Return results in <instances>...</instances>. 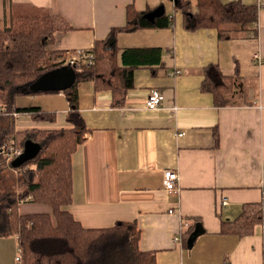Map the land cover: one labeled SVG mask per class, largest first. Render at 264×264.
Returning <instances> with one entry per match:
<instances>
[{"label":"crops","instance_id":"obj_1","mask_svg":"<svg viewBox=\"0 0 264 264\" xmlns=\"http://www.w3.org/2000/svg\"><path fill=\"white\" fill-rule=\"evenodd\" d=\"M240 1L258 7L257 35L220 38L214 27L188 30L175 0H0V23L14 14L64 18L71 27L57 31L48 45L67 57L124 26L130 4L149 18L165 13L173 20L169 27L117 34L120 50L162 49L161 64L135 68L124 105L114 106L111 91H96L90 81L79 84L89 130L72 153L73 201L67 207L90 228L136 220L139 248L155 251L157 264H264V222L243 237L220 232L221 220L238 216L244 203L264 206V63L253 60L264 54V0ZM210 63L239 77L235 105H216L202 88ZM152 90L163 95L156 109L146 106ZM37 95L19 106L56 111L55 121L17 115L18 129L71 126L63 92ZM166 168L179 171V191L165 190ZM222 198L228 203L221 205ZM20 210L50 208L23 202Z\"/></svg>","mask_w":264,"mask_h":264},{"label":"trees","instance_id":"obj_2","mask_svg":"<svg viewBox=\"0 0 264 264\" xmlns=\"http://www.w3.org/2000/svg\"><path fill=\"white\" fill-rule=\"evenodd\" d=\"M188 30L205 27L218 29L220 38L257 35L258 7L240 0H175ZM173 20L165 13L149 19L146 11L133 4L127 8L124 26L112 27L104 39H97L83 49L74 63L66 51L49 49L57 31L71 26L56 15H10L0 23V237L18 239V264H157L153 250H141V230L136 220H120L105 228L84 226L67 207L73 201L72 153L86 137L88 127L80 109L79 84L93 83L96 91H111L113 105L125 104L127 91L134 85V71L139 66L162 63L160 47H129L120 50L117 34L149 27H169ZM93 55L90 63L88 55ZM70 64L76 81L63 92L68 100L66 128L21 130L17 115L27 114L37 121H55L56 111L40 106H18L17 99L34 95L30 85L44 72ZM202 88L213 93L215 104L235 105L238 101V76L225 75L216 63L203 69ZM41 145L40 152L21 166H14L13 150L23 149L26 140ZM23 171L15 179L4 170ZM9 171V170H8ZM14 177V176H13ZM13 181V182H12ZM35 202L49 206L50 211L22 212L21 203ZM264 222L262 202H246L233 219H222V234L239 237L254 233ZM231 264V263H228Z\"/></svg>","mask_w":264,"mask_h":264},{"label":"water","instance_id":"obj_3","mask_svg":"<svg viewBox=\"0 0 264 264\" xmlns=\"http://www.w3.org/2000/svg\"><path fill=\"white\" fill-rule=\"evenodd\" d=\"M75 81L76 73L74 67L66 64L44 72L31 83L30 88L34 91H63L72 86ZM41 148L38 142L31 139L26 140L23 151L14 158L12 164L16 167L21 166L26 161L34 158Z\"/></svg>","mask_w":264,"mask_h":264},{"label":"built area","instance_id":"obj_4","mask_svg":"<svg viewBox=\"0 0 264 264\" xmlns=\"http://www.w3.org/2000/svg\"><path fill=\"white\" fill-rule=\"evenodd\" d=\"M260 6L264 7V1L261 2ZM75 55L69 57V61L70 63H74L76 61V59H78L79 56H82L83 54V49H76L75 50ZM93 55L89 54L88 55V60L90 61V63L93 61ZM253 60H255V62L262 64L264 63V54L262 53H255L253 55ZM162 99H163V95L157 91V90H152L149 94L148 97L146 99V106L149 109H156L158 108L161 104H162ZM184 133H180L179 135H183ZM23 151V149H16L13 150V153L11 155V157H16L17 155H19L21 152ZM163 184H164V188L167 192H177L179 191V185H180V174L179 171L175 168H166L163 171ZM263 193H264V189H263ZM228 203V199L226 198H222L220 204L221 205H225ZM185 226H188L189 223H184ZM182 236V235H181ZM180 235H178L177 237H175V240L180 241L182 239ZM17 260H20L19 255H17Z\"/></svg>","mask_w":264,"mask_h":264},{"label":"rangeland","instance_id":"obj_5","mask_svg":"<svg viewBox=\"0 0 264 264\" xmlns=\"http://www.w3.org/2000/svg\"><path fill=\"white\" fill-rule=\"evenodd\" d=\"M33 15L44 16L46 14H33ZM47 15H50V14H47ZM47 47L49 49H51L49 45ZM56 92H58V91H56ZM39 95L42 96V95H46V94H39ZM31 97H30V95L20 96L17 99V105L18 106L20 105L21 99H29ZM31 128L30 127L29 128H23L21 130H27V129H31ZM21 172H23V171H17V170H14V169L13 170H11V169H7L6 170L5 169L4 172H2V178L6 179V180H9L10 178H8L6 174L10 175L13 180L15 179V181H17L15 183V187L18 188L19 187V185H18V177L20 176L19 173H21ZM18 254H19L18 239H17L16 236L12 235V236H7V237H0V260H1L0 262L1 263L3 262L5 264H18V260H17V255Z\"/></svg>","mask_w":264,"mask_h":264}]
</instances>
